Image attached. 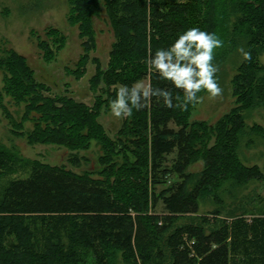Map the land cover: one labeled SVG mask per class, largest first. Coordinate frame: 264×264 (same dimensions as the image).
Segmentation results:
<instances>
[{
	"label": "trees",
	"instance_id": "trees-1",
	"mask_svg": "<svg viewBox=\"0 0 264 264\" xmlns=\"http://www.w3.org/2000/svg\"><path fill=\"white\" fill-rule=\"evenodd\" d=\"M49 1L28 0V9L42 10ZM67 1L68 18L84 37L81 69H87L96 43L94 17L104 11L113 28L108 64L93 59L97 72L92 81L103 93L93 107L50 95L25 56L3 49L0 106L13 134L30 144L56 143L79 151L96 140L103 151L101 168L78 173L23 161L16 148L0 142V175L18 161L31 166L29 176L12 180L0 198V264H264V211L249 223L244 215L258 214V208H246L254 197L242 195L251 182L264 179L242 152L264 141V126L247 123L249 113L264 106V0ZM193 27L223 40L214 60L220 69L216 77L219 82L228 68L234 71L237 105L210 125L192 120L196 105L170 109L153 97L149 107L134 109L124 119L116 139L110 138L99 120L107 97L116 96L120 85L146 79L149 53L169 48ZM47 35L38 46L51 61L67 38L57 28ZM240 47L251 52L250 61L243 60ZM151 84L170 90L174 104L177 95L183 97L155 72ZM7 97L23 105L19 120L9 113ZM26 122L33 127L25 129ZM198 161L203 168L189 171ZM207 201L214 208L199 215L200 203ZM160 202L163 213L155 211ZM12 233L22 242L8 245ZM43 237L47 244L41 249ZM24 257L30 262L23 263Z\"/></svg>",
	"mask_w": 264,
	"mask_h": 264
},
{
	"label": "rangeland",
	"instance_id": "rangeland-1",
	"mask_svg": "<svg viewBox=\"0 0 264 264\" xmlns=\"http://www.w3.org/2000/svg\"><path fill=\"white\" fill-rule=\"evenodd\" d=\"M102 4L104 6V2ZM69 10L70 6L67 0H50L47 6L39 11L29 10L28 0H0V55L3 49L16 50L26 57L30 67L34 70L36 79L47 86L50 95H67L93 107L97 98L103 93L100 83L96 80L92 81V77L97 72V65L93 59L99 60L103 65L108 64L109 53L115 41V35L104 11L95 16L93 24L95 36H93V40L96 43L93 49H90L91 57L87 69H81L78 62L85 53L82 46L84 37L81 38L79 36L78 25L70 22L68 18ZM50 28L61 30L67 39L64 46L58 50L54 59L48 61L43 57V50L38 46V43L40 39H48L47 31ZM262 62L264 63V55ZM228 69L227 75L218 82L223 89L222 96L210 99L207 92L199 95L203 99L201 103L195 106L191 116L192 120H201L207 124L214 125L237 105V97L232 89L234 71L231 68ZM2 86L3 73L0 70V89ZM103 96L106 97L105 94ZM107 98H110L111 101L116 96ZM5 103L11 116L19 120L24 112L23 105H16L9 97L5 99ZM102 106L99 120L108 136L116 139L124 119L114 117L109 105ZM248 116V124L251 125L256 122L264 126V106L251 111ZM170 126L176 128L173 123ZM32 127V122H26L25 129ZM0 142L8 148H16L14 151L18 153L23 161H38L50 165H59L78 173L86 172L87 170L97 171L101 168L99 157L103 151L96 140L91 141L88 149L79 151H72L67 146L56 143L30 144L26 137H18L13 134L10 118L6 117L1 106ZM242 152L246 163L250 165L257 164L264 174V141L259 145L257 141V144L252 148H243ZM76 156L78 159L75 158ZM175 157L176 153L168 155L167 165L170 166ZM202 168L203 162L198 161L192 164L188 170L198 172ZM30 172L31 166L19 161L14 163L9 170L4 171L0 175V198L12 180L25 178L29 176ZM94 175L98 176L96 173ZM165 186L163 184L159 185L157 190L159 191ZM242 195L246 196V198L254 197V201L250 202L252 205L246 208L249 207L251 209L253 205H256V209L258 208V214L247 213L244 215L245 219L251 223L254 217L264 211V179L251 182ZM213 208L211 201L201 202L199 215L205 214ZM155 211L158 213L165 212L162 202L156 206ZM76 219L79 220L80 217ZM25 234H23L24 238ZM10 242L20 243L22 240L20 236L12 233L9 234L8 245H10ZM64 242H69L66 235L64 236ZM46 244L47 239L43 237L41 249ZM45 250L42 253H45ZM30 259L24 257L22 262H30Z\"/></svg>",
	"mask_w": 264,
	"mask_h": 264
},
{
	"label": "clouds",
	"instance_id": "clouds-1",
	"mask_svg": "<svg viewBox=\"0 0 264 264\" xmlns=\"http://www.w3.org/2000/svg\"><path fill=\"white\" fill-rule=\"evenodd\" d=\"M224 46L223 40L215 32L202 31L198 27L189 28L178 36L167 49H157L154 56L149 53L146 60L148 76L131 85H120L116 98L109 102L111 113L118 119L131 118L133 110L140 111L149 107L152 98L162 101L167 108L188 110L202 102L198 94L206 91L210 99L222 96L223 89L218 83L216 73L219 66L214 63L216 50ZM244 61L251 60V52L243 47L237 49ZM155 72L159 79L168 81L183 92L177 95L173 103L172 92L166 88H153L151 74Z\"/></svg>",
	"mask_w": 264,
	"mask_h": 264
}]
</instances>
